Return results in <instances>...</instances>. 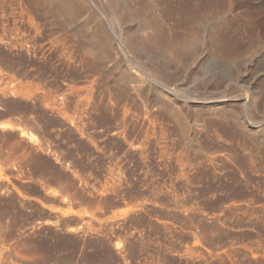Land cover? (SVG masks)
<instances>
[{"label": "rangeland", "instance_id": "374dc122", "mask_svg": "<svg viewBox=\"0 0 264 264\" xmlns=\"http://www.w3.org/2000/svg\"><path fill=\"white\" fill-rule=\"evenodd\" d=\"M259 19L0 0V264H264Z\"/></svg>", "mask_w": 264, "mask_h": 264}, {"label": "bare ground", "instance_id": "6f19581e", "mask_svg": "<svg viewBox=\"0 0 264 264\" xmlns=\"http://www.w3.org/2000/svg\"><path fill=\"white\" fill-rule=\"evenodd\" d=\"M262 5L263 4H261L260 5V7H262ZM11 6V5H10ZM25 9V8H24ZM30 13V12H29ZM263 26H264V21L263 20H261V19H259L258 21H256V23H255V30H256V32H257V36L258 37H261L262 36V34H261V30H262V28H263ZM99 30H101V29H99ZM93 32H94V30H93ZM93 32H91V33H93ZM102 32V31H101ZM101 32L99 33V31H98V33H99V35L101 34ZM211 33V32H210ZM214 36H216V34L214 35ZM104 38V37H103ZM212 38V37H211ZM215 38V37H214ZM105 39V38H104ZM217 46V45H216ZM217 49V48H216ZM216 51V50H215ZM140 81V80H139ZM131 82V81H130ZM165 91V90H164ZM168 91V90H167ZM170 92V91H169ZM160 93V92H159ZM172 93V92H171ZM170 95H172V94H170ZM169 97V96H168ZM172 98V97H171ZM123 129H124V127H123ZM116 130H117V128H116ZM116 133V135L118 136V132H115ZM120 133V132H119ZM127 133V132H126ZM111 136H112V134H111ZM119 137V136H118ZM119 138H121V137H119ZM127 138V137H126ZM123 136H122V142H123ZM117 140V139H116ZM117 143V142H116ZM129 143V142H128ZM132 143V142H131ZM133 149V148H132ZM135 149V148H134ZM130 150V149H129ZM125 151H126V149H125ZM128 154H129V152H128Z\"/></svg>", "mask_w": 264, "mask_h": 264}]
</instances>
